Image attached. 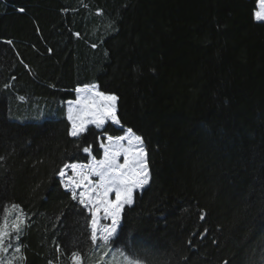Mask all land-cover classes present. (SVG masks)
<instances>
[{
    "label": "trees",
    "instance_id": "16d2710c",
    "mask_svg": "<svg viewBox=\"0 0 264 264\" xmlns=\"http://www.w3.org/2000/svg\"><path fill=\"white\" fill-rule=\"evenodd\" d=\"M256 9L257 0H0V214L15 203L29 218L12 241L23 264L93 258L89 215L58 174L99 159L97 137L124 128L144 141L150 181L110 247L142 264H264ZM93 84L118 97L120 127L72 137L66 103Z\"/></svg>",
    "mask_w": 264,
    "mask_h": 264
},
{
    "label": "snow or ice",
    "instance_id": "6c2138e0",
    "mask_svg": "<svg viewBox=\"0 0 264 264\" xmlns=\"http://www.w3.org/2000/svg\"><path fill=\"white\" fill-rule=\"evenodd\" d=\"M22 11V10H21ZM254 17L258 21H264V0H257V11ZM96 45H93L95 47ZM78 96L76 104L82 105L77 114H73L70 102L68 119L71 128L68 134L79 137L87 130L89 124L102 129L106 121L111 120L113 124H120L117 118L116 104L118 97L115 94H107L99 91L95 84L76 88ZM90 94V95H88ZM124 136L107 135V143H101L104 149V157L96 160L92 156L93 146L89 144L83 148V152L92 156L91 161L85 165L65 164L59 170L61 183L66 191L71 192V198L78 200L79 204L88 208L91 214V242L94 247L107 248L113 236L117 232L121 213L125 205L133 204V193L137 189H143L149 184L150 173L147 163V152L143 139L135 135L131 128L126 130ZM101 139V137H97ZM127 141V146L123 143ZM120 157L123 162L120 163ZM2 159V157H0ZM65 169H71L72 175L67 176L65 181ZM92 177H97L93 180ZM77 189H83L77 191ZM114 194L115 199L110 195ZM104 213V219L111 218L110 226L98 227V213ZM12 217L10 220L9 218ZM28 216L19 204L4 206L0 214V252L6 253L13 247L12 241H19L23 229L27 223ZM201 219H204L203 213ZM99 233V235H98ZM58 247V251H59ZM15 252L20 253L21 247H15ZM108 255L105 252L101 256V264ZM25 259L24 257H20ZM70 264H83V256L80 251H72ZM126 264H142L139 258L125 257ZM8 264H12L11 261ZM49 264H52L49 261ZM108 264H112L111 261Z\"/></svg>",
    "mask_w": 264,
    "mask_h": 264
},
{
    "label": "rangeland",
    "instance_id": "374dc122",
    "mask_svg": "<svg viewBox=\"0 0 264 264\" xmlns=\"http://www.w3.org/2000/svg\"><path fill=\"white\" fill-rule=\"evenodd\" d=\"M256 11H257V9H256ZM83 95H84V94H78V93H77V97H76L75 100H71V101H68V102L66 103L67 119H68V116H69L70 102H72V104H71V108H72L73 114L75 115V114L78 113L79 109L82 108V105H80V104H76L75 101L77 100L78 96H83ZM88 95H90V94H88ZM68 120H69V119H68ZM69 122H70V125H71V121H69ZM106 122H110L111 124H113L111 120H108V121H106ZM90 125H92V124H89L88 126H90ZM113 125L116 126V127H119L117 124H113ZM88 126H87V127H88ZM92 126L95 127V125H92ZM126 134H127V133H126V129H123V132H122L121 136H124V135H126ZM106 136H107V135L102 136L101 139L98 140V141H99V147H100V144H101L102 142H103V143H107ZM123 143L125 144V146H127V141H124ZM100 149H101V156H100L99 160L103 159V157H104V149L101 148V147H100ZM91 159H92V157H89V159H88V161H87L86 163H72V164L85 165V164H88V163L91 161ZM119 162H120V163L123 162V157H120V161H119ZM65 172H66V176H65L64 179H65V181H66V180H67V176L72 175V172H71V169H65ZM58 177H59V181H60V184H61L62 188L65 190L63 184L61 183V177H60L59 174H58ZM92 179H93V180H97L98 178H97V177H92ZM146 186H147V185H145L144 188H145ZM82 190H83V189H77L78 192H79V191H82ZM141 190H142V189H137V190H135V191H141ZM65 191H66V190H65ZM135 191H134V192H135ZM67 192H68V191H67ZM69 193L71 194V192H69ZM110 198L114 200V199H115L114 194H111V195H110ZM75 201L78 202V200H75ZM78 204H79V202H78ZM79 205H80V206L86 211V213L89 215V230H90V236H91V219H92L91 214L89 213L88 208H85V207L82 206L81 204H79ZM125 206H128V205H125ZM97 215H98V221H99V222H98V227H100V226H105V225H107V226H110V225H111V223H112L111 218L109 217L108 219H104V213H103L102 210H101ZM9 219L11 220L12 217H10ZM27 225H28V224L26 223L24 229L27 227ZM118 226H119V225H118ZM118 226H117V228H118ZM24 229H23V230H24ZM98 235H99V233H98ZM113 237H114V236H113ZM13 241H14V240H13ZM12 245H13V247L10 248L8 252H6V253H2V252H0V264H8L9 261H11L12 264H23V259L20 258V257H23V253H22V251H21L20 253H16V252H15V247H17V245H15V244H13V243H12ZM105 252H107L108 255L104 258L103 264H108L109 261H111L112 264H126V262H125V257H126V256H125L122 252H120L119 250L114 249V248H112V247H110V246H108L107 248L96 247V249H95V253H94V255H93V258H92L90 261H88V262H86V263H83V264H101V256H102ZM67 263L70 264V259H69V258H68V260H67ZM52 264H56V263H53V262H52Z\"/></svg>",
    "mask_w": 264,
    "mask_h": 264
},
{
    "label": "crops",
    "instance_id": "0c3cea01",
    "mask_svg": "<svg viewBox=\"0 0 264 264\" xmlns=\"http://www.w3.org/2000/svg\"><path fill=\"white\" fill-rule=\"evenodd\" d=\"M254 19H255V17H254ZM256 20V19H255ZM256 21H258V20H256Z\"/></svg>",
    "mask_w": 264,
    "mask_h": 264
},
{
    "label": "water",
    "instance_id": "95a60500",
    "mask_svg": "<svg viewBox=\"0 0 264 264\" xmlns=\"http://www.w3.org/2000/svg\"><path fill=\"white\" fill-rule=\"evenodd\" d=\"M118 126H120V124Z\"/></svg>",
    "mask_w": 264,
    "mask_h": 264
}]
</instances>
